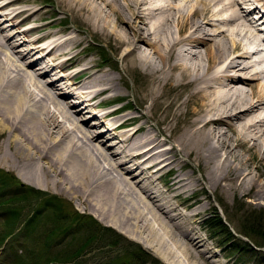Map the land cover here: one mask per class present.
<instances>
[{"label":"bare ground","instance_id":"1","mask_svg":"<svg viewBox=\"0 0 264 264\" xmlns=\"http://www.w3.org/2000/svg\"><path fill=\"white\" fill-rule=\"evenodd\" d=\"M58 1L111 44L122 66L87 59L71 69L79 41L51 31L32 37L48 22L15 33L13 26L45 10L16 6L26 0H0L3 20L12 22L2 27L0 20V168L66 195L167 264L210 260L193 234L197 228L172 213L178 208L172 200L204 185L225 198L251 193L253 203L264 205V15L254 20L264 0ZM50 37L42 51L52 59L42 66L18 48L29 42L35 50ZM137 68L147 81L138 90L140 106L132 109L140 114L119 115L120 123L137 126L121 131L119 120L107 119L121 107L103 111L105 132L115 139L108 146L104 134L84 125L77 104L96 116L94 108L103 105L96 99H119L123 74ZM175 165L179 170L163 189L156 175ZM185 167L190 172L181 171ZM195 202L192 216L207 200Z\"/></svg>","mask_w":264,"mask_h":264},{"label":"rangeland","instance_id":"2","mask_svg":"<svg viewBox=\"0 0 264 264\" xmlns=\"http://www.w3.org/2000/svg\"><path fill=\"white\" fill-rule=\"evenodd\" d=\"M26 1L16 6L25 9L31 7L32 10L40 9L45 12L43 15L34 14L36 21L20 24V27L13 26L15 33L18 29L23 31L31 26L36 27L48 22L45 30L34 32L32 37L51 31L61 40L71 38L79 41L73 50L78 54V62L71 65V69L81 68L87 59H91L100 67L115 68L111 64V59L117 63L116 69L122 66L111 44L94 33L91 26L69 11L65 4L58 0ZM260 5H264V2ZM261 8L264 10V7ZM0 13L2 27H9L12 22L3 20L5 17L3 10H0ZM253 16L254 14L250 15ZM51 38L37 43L35 50H29L31 47L29 42L18 48L27 49L28 60L42 66L52 59L51 54L45 56L42 51ZM66 70L68 73L71 72L69 69ZM54 73L56 71L51 73L48 79L55 78L57 74ZM145 78L138 68L134 72L123 74L124 84L119 82L121 87L119 97L122 101L117 98L107 102L106 95L98 97L96 101H102L103 105L98 109L94 108V112L98 113L96 116L84 108L86 106L84 103L77 104V107H80V115L82 114L84 118V125L104 134V142L108 146L115 145V139L111 132H105V122L101 121L100 114L111 108L125 106L124 110H118L115 117L107 119L119 120L116 123H120V116L129 112L137 117L140 112L132 109L140 106L138 90L147 82ZM84 79L85 77L81 78ZM58 85H64V81L60 80ZM245 89L249 87L246 85ZM112 103L116 105L107 106ZM151 113L156 114L155 111ZM136 121H139V118L134 122ZM134 126H137V123ZM177 160L182 164L184 159ZM175 166L172 171L163 170L156 175L160 177V185L163 189L166 188L170 178L178 172L179 167ZM184 170L190 172L188 167L181 169ZM204 171L202 168L198 169L199 173ZM148 181L151 179L149 178ZM203 186L199 185L190 193V197H186L189 194L187 192V195L181 194L172 200L178 204L177 210L172 212L179 213L177 220L187 227H196L197 231L193 234L203 240L200 249L209 250L206 258L210 257V260L199 256L201 264H264V235L259 234L264 230V205L253 203L251 193L245 195L238 193L236 197L225 198L220 192ZM35 188L39 190L35 191ZM202 197L206 198L207 203L199 207L197 215L192 216L198 204L195 200ZM215 212L222 216L223 223L231 227L233 234L236 233L238 237L227 236V233H223L217 227H209V223L214 221ZM237 243L246 249L250 246L255 253L249 252V249L236 248ZM251 245L257 248L254 249ZM134 254L141 258L134 259V256L136 257ZM182 260L189 261L184 258ZM0 264H167V262L143 243L105 224L91 212L83 210L66 195H55L52 190L37 188L23 181L17 174L0 168Z\"/></svg>","mask_w":264,"mask_h":264},{"label":"trees","instance_id":"3","mask_svg":"<svg viewBox=\"0 0 264 264\" xmlns=\"http://www.w3.org/2000/svg\"><path fill=\"white\" fill-rule=\"evenodd\" d=\"M216 214H215V218H214V221H212V222H210L209 223V227L210 228H214V227H217L219 230H222V232L223 233H227V236H232L233 238H235L236 236L235 235H233V233L231 232V230L228 228V226L225 224V223H223V219H222V217L221 216H219V214L217 213V212H215ZM220 233H221V231H220ZM262 233V235H264V230L261 232L260 231V233L259 234H261ZM236 247L238 248V247H240L241 249H246V248H243V247H241V244L240 243H237L236 244ZM249 249V250H248ZM248 249H246V250H248L249 252H253V253H255V251L250 247V246H248ZM134 255H136V254H134ZM137 259V260H139L140 258H141V256H139V257H137V255H136V257L134 256V259Z\"/></svg>","mask_w":264,"mask_h":264}]
</instances>
